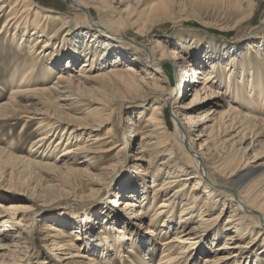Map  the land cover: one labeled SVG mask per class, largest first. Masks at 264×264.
<instances>
[{"label": "rangeland", "instance_id": "obj_1", "mask_svg": "<svg viewBox=\"0 0 264 264\" xmlns=\"http://www.w3.org/2000/svg\"><path fill=\"white\" fill-rule=\"evenodd\" d=\"M34 1L39 8L49 10V15H54V19L46 21L36 9L32 10L33 16L30 18H39L40 29L38 28V30L43 34L42 37H38L36 31V38L35 40L33 39L30 45L34 47V49H30V46L26 44L19 46L21 43L20 37L13 40L14 28L10 29L8 32L0 33V107L9 100L12 86H9L8 83L12 77H15L17 74L15 71L22 67L21 69H25V71L30 70L32 72L29 83L25 84V88L28 87L27 91L22 92L21 95L15 98L16 106L14 110L4 111L0 108V194L6 198L8 203L18 202L29 206V222L34 220L33 226L29 224L24 228V230H26L25 235L27 234L26 236L29 238L26 239V242H21L18 247L10 248V250L0 251V264H60L57 258H66V256L61 255L62 257H60L54 254L57 252L61 254L63 250L52 251L51 245L46 244L44 232L49 225L57 227L59 222L62 221V216L59 215L61 210L80 212V215L90 217L91 223L95 222V229L99 230L101 228V224L96 223L101 220L100 218L103 216L101 212L103 210L105 211L109 208L115 209L112 200L115 199L119 191L120 182L131 175V173L137 175L133 156H135L136 152L139 150V143L142 139V134H138V132L143 122L146 121L145 119L149 117L151 113L150 106L154 100L163 103L169 130L172 132L175 131L173 113L166 100L168 98V93L172 91L174 87H177L180 79L173 62L169 60L161 61L159 66L160 69H158V71H152L153 73L148 76L142 72L140 66L136 65L135 61L137 59L134 61L132 60L133 58H128L123 61L119 60L116 63L111 62V58L116 59V55L115 53H111L112 47H109L106 53H111V55H108V57L102 61H96L91 71L87 72V74L93 76L97 75L98 78L96 81L86 82L85 85L78 88L79 90L73 88L72 99L66 102L67 104L64 103L65 107H63V109L60 108V102L58 98H56L57 93L33 91L34 88L53 85L57 81V76L60 73L65 72L64 74L66 75L69 73L77 75L84 63L87 62V55L85 56L84 53L75 66L76 72L74 70L62 71L59 67L52 73H48V70H46L47 65L54 63L52 56L57 48V41L60 40L64 34L63 32L59 33L58 36L54 35L60 27H64V20H62L61 16L57 18L58 14H62V16L65 17V20L68 22L67 26L75 27L74 31L78 35L87 32L91 34L94 32L87 27H83L82 24H88V22L90 24H96V21H100V23L104 24L107 21V23L113 25L110 29L114 31L117 30L119 33L121 32L126 38L147 45L149 49L160 40L159 42H161L167 52L178 51L186 57L185 60L188 61V70L190 69V74L193 68H200L201 66L206 67L208 70L214 62L213 60L216 57L212 54V45L207 41L214 38L216 43L219 44L222 42L223 51L227 53V55L222 58V62L216 64H223L224 73L221 75L226 73V79L220 75V77L218 76L215 79H210L209 81L212 82L209 84V92H207L208 90L206 92L202 90V84L196 86L195 88H198V90L199 88L201 89V96L202 98H206V100L201 104L190 107L187 112H191L197 117L208 110L212 109V111H214L213 114L210 115V118L213 119L215 117L216 120L206 123H214L211 133L212 141L210 143V146L212 145V157L219 159L223 155L225 156L234 151L236 152L238 161L243 159L241 162H248L250 165L258 164L257 167L259 170L257 174L262 172L264 174V155H255V153H259L263 149L264 136H257L255 132L252 131L253 128L245 130L244 135L241 133L240 128H237L238 125L231 128V122L229 120L230 113L228 111L229 107L226 102L230 94L228 93L229 91H226V87H224L221 82V80L227 81V75L231 69L234 76L238 75L243 68H245L247 71L253 72L255 75L260 74L264 78V0L260 1L259 6L250 16L247 15L248 11L243 5L244 0H136L140 1V5L138 6L133 5L134 0H124L122 4H117L116 2L112 3V5L116 7V10L123 14L133 12L134 10L135 13L132 17L133 20H135V26L147 29L149 25H152L151 31L147 30V33H144V35L137 33V28L135 29V26L123 27L124 25H121L115 20L109 21V17L105 12L100 10L102 5L107 2L106 0H83L90 6V13H87L86 9H76L75 6H71L70 0ZM85 13H87V16ZM90 16L92 19H90ZM164 16H167L168 20L161 19ZM6 20L7 18H3L0 21V30L1 26H3L2 24L6 22ZM99 30H104V28H98L97 31L99 32ZM59 32H61V29ZM47 37L52 39L48 47L46 46L47 42L44 41ZM70 38L71 35H68L67 39L72 40ZM82 38L83 37H80L79 43L77 44V53L83 52L88 46L86 42L87 40L89 41V37ZM119 38L122 37L120 36ZM192 38L196 39L195 41L197 42L194 45L187 46L186 42ZM119 41L120 43H125V39ZM37 42L38 45H36ZM197 43L200 44L199 48L196 47ZM98 44L100 43L98 42L94 48L98 47V50H101L99 52L103 53V45L100 44L99 46ZM34 45H36V47ZM252 45H259V47L254 49ZM129 50L132 52L133 49L130 48ZM216 50L218 51L219 47L216 46ZM229 55L230 57H228ZM129 56L130 55L127 57ZM232 59L238 62L234 64L231 62ZM128 66L134 68V71L131 70L130 72L136 79L144 77L147 82L153 83L154 81L151 78L154 77L158 80L157 84L159 88L152 87V89L149 90L148 86L145 84H140V86H142L141 88H131L127 86V80L126 83H124L119 79L120 77L107 74L111 68L123 74V72L127 71ZM153 68L157 69V67L154 66ZM20 73H22V71L17 74L19 78L24 72L22 74ZM234 78L236 81L240 79L239 77ZM162 85L164 86V90L160 89ZM147 90L153 91L151 93V98L143 100L142 97ZM78 94L79 96L81 95L80 97L82 99ZM195 94V89L189 91L181 102L187 105L191 104L193 99H197ZM212 94L213 96H211ZM104 105L107 106L105 107ZM240 108L242 109V113L264 117V106L262 105L256 104L250 110H246V108L242 107ZM62 111L67 113L65 114ZM220 117H222V120ZM61 120H64V122ZM100 120L105 124H103L99 130L93 131L89 127H81L85 123H90V125L92 123L97 124ZM130 123L134 124L130 125ZM51 126H54L52 127L54 129L52 132L54 135L50 140V143H52L51 147L48 146L49 142H46V140L42 142L43 146L40 145L41 143H36L44 132H47V128ZM134 130L136 132L133 133V136H130L132 134L131 132ZM143 130L144 129H142V131ZM108 132L111 133L110 136H112L114 140L104 144V149L107 150L113 146H117V148L106 151L102 156H98L90 161L87 160L79 166L72 167L64 164V161L61 160L67 156L62 155L64 149L67 147H74L88 140L89 134H101V136L104 134V136H108L110 134H108ZM196 134L197 133H194L193 137H197ZM178 139L179 137L177 138L175 132L171 134L170 142H174L172 144L176 156L182 164L183 162L185 163L187 159L185 154L181 151ZM126 141L130 143L127 148L128 150L124 147ZM113 142H116V144H113ZM153 142H155V139H152V143ZM56 145H58L56 147L57 149L54 150ZM147 147L148 155L153 153L152 149L154 150L155 147ZM39 154L42 156L47 154V158H45L47 160L39 157ZM162 160H159V162ZM44 162H51L55 166H47L43 164ZM147 166L148 162L146 161L143 163V166L140 167L142 172L146 170L145 167ZM68 168L74 169L68 170ZM95 175L98 178L97 184L90 182V179ZM153 176V173L145 174L149 197L154 192L152 188ZM161 177L157 185L163 184V179H165L166 174ZM214 177H216V179L220 178L218 175ZM224 177L226 178V176ZM111 180V184H108ZM196 181L197 180L192 179L188 182L184 187L185 195L183 198H178L176 200L177 206L175 208V216L177 215L179 217L185 204H189L193 201L195 196L199 195L200 198L197 201L196 208H194L196 209L195 213L192 219L186 223V227H188V229L195 226L205 227V224L200 225V222L206 220L204 223H206L208 227L197 230L198 235H196L194 241H198L199 239H201L200 242L202 240L203 242L205 240L211 241L216 235L217 239L215 244L220 246L224 242L229 241L226 240L227 236L224 234H233L235 230V227L230 224L232 221H227L231 214V206L235 204V201L232 202L228 197L217 196V206L214 209H209L207 212H204L205 208L208 207L206 204L208 202L207 194L204 192L205 188L203 186L193 191L195 184H197ZM218 182L221 183L222 181L220 182V180H218ZM246 182L248 181H245V183ZM218 186L219 187L216 186L215 188L219 190L222 189L220 185ZM177 188L178 185H174V187H170L163 192L160 191L157 196V201L162 202ZM224 190L228 191L227 189ZM128 199L129 197L121 201L123 202ZM222 202H226L224 208ZM118 206L116 210L122 217H125V214L127 216V213L123 209L124 205ZM138 209L139 208H136V213ZM256 214L258 215L259 213L256 212ZM64 218L65 220L62 223L63 226L59 227L66 230L67 233H70L72 231L71 222H73V218L71 216ZM146 218L147 216H144V220ZM135 219L138 220L136 224H139V227H146V224H143V220L139 219V215L138 217L135 216ZM177 221L176 219V222ZM146 222H148L147 219ZM123 225L124 222H122L121 225L118 224V226L121 227ZM173 225L175 228H179L177 223L174 222ZM258 226L256 221L253 228L254 232L251 235H254L255 232L260 230ZM260 234L257 235L255 241L251 242L244 251L251 249L252 255H254L256 251L263 252L264 247H262L261 244L263 236L261 237ZM161 235V232L155 235L157 244L164 239ZM173 235L174 234L171 233L168 236ZM247 242H249V240H244L241 236H237L235 241H229V249H221L220 251L214 252L208 247L203 250H195L193 257L197 259L196 256H198L196 264H203L205 257H213L222 251L223 255H225L224 251L227 250L230 252L229 255H231L236 249L235 246L239 244L245 245ZM1 243L2 242H0V244ZM62 245L66 248L65 253H67V244L62 243ZM160 256L161 252L157 251L156 262ZM111 260L109 264L131 263L126 257L120 256H114ZM232 260L233 259H230V262ZM241 261H244L243 263L245 264H251L250 260L247 262L246 258H243ZM65 262L67 261H63L61 264H65Z\"/></svg>", "mask_w": 264, "mask_h": 264}, {"label": "bare ground", "instance_id": "obj_2", "mask_svg": "<svg viewBox=\"0 0 264 264\" xmlns=\"http://www.w3.org/2000/svg\"><path fill=\"white\" fill-rule=\"evenodd\" d=\"M106 1L107 2L102 5L100 10L105 12V14L109 17V21L115 20L121 25H124L123 27L135 26V20H133L132 17V15L135 13L134 10L133 12L123 14L118 12L116 7L112 5V3L115 2L117 4H122L124 0ZM260 1L261 0H244L243 5L248 11L247 15L250 16L252 13H254L260 4ZM70 2L71 6H75L76 9L82 8L86 9L87 13L91 12L89 11L90 6L88 3L84 2L83 0H70ZM133 5H140V1L134 0ZM33 9H36V11H38V13H40L46 21L54 19V15H49V10L39 8L34 0H0V21L3 18H7L6 22H4L2 24L3 26H1L0 33L8 32L10 29L14 28L15 32L13 40H16V38L20 37L21 43L19 46L24 44L30 46L33 39L35 40L36 38V31L38 33V37L43 36V34L40 33V30H38V28L40 29L39 18H30L33 16ZM87 13H85V15ZM60 16L62 17V20H64V27H60L61 32H59V29L54 35L58 36L59 33L63 32L64 34L62 38L57 41V48L55 49L52 56L54 63H50L46 66L48 73H52L54 70H57V67H59L62 71L74 70L76 72L77 70L75 66L77 65L78 61L81 59L84 53L85 56L87 55V62L84 63L77 75H73V73L66 75L64 74L65 72H63L57 76V81L53 85L49 87L44 86L33 89V91H49L50 93H57L56 98H58L60 102V108L63 109V107H65L64 103L72 99L71 97L73 95V88L78 89L85 85L86 82L96 81L98 76L87 74V72L91 71L96 61L104 60L108 57V55L110 56L111 53H115L116 55V59L111 58V62L113 63H116L119 60L123 61L128 58H133L132 60L134 61L137 59L135 61L136 65L140 66L142 72L148 76L153 73L152 71H158V69H160L159 66L161 61L169 60L173 62L180 80L179 82L177 81V87H174L173 90L168 93V98L166 100V102L169 103L173 113L175 131L172 132L169 130L163 103L158 100H154L150 106L151 113L147 119L144 118L146 121L143 122V125L139 128L138 132V134H142V139L139 143V150L136 152V155L133 156L135 165L134 167L137 169V175L131 173V175L120 182L121 185L119 186V191L117 192L115 199L112 200L113 207H115V209L109 208L105 211L103 210L101 212L103 213V216L100 218L101 220L96 223L101 224V228L99 230L95 229V222L91 223L90 217H85L80 215V212L72 210H61L59 212V215L62 216V221H60L61 223L59 222L57 227H52V225H49V227L46 228L44 232L46 244L51 245L52 251L63 250L61 254L60 252H57L54 253L55 255L60 257H62L61 255L66 256V258H57L59 263L61 264L63 261H67L65 264H109L110 260L114 256H120L126 257L129 262H131L130 264H196L198 261V256H196L197 259L193 257L195 250H203L204 248L208 247H210V249H212L214 252L218 250L220 251L221 249H229V241H235L237 236H241V238H244V240H249V242H247L245 245L239 244L238 246H235L237 251L235 249L231 255H229L230 252L227 250L224 251L225 255H223L222 251L213 257H205L203 264H245L243 263L244 261H241L243 258H246L247 262L250 260L251 264H264V250L262 252L263 254L256 251L254 255L251 254V249L244 251L245 248H248V245L251 242L255 241L257 235L260 233H262L260 234L261 237L263 236L261 239V244L262 247H264L263 172L257 174L259 170L257 167L258 164L250 165L248 162H241L243 159L238 161L236 152L234 151L226 154L225 156L223 155L219 159L212 157V145L210 146V143L212 141L211 133L213 131L212 128L214 123H206L216 120L215 117L213 119L210 118V115H212L214 111H212V109L208 110L197 117L193 113L187 112L190 107L201 104L206 100V98H202L201 96V89L199 88L198 90V88H195L196 86L202 84V90H205V92L208 90L207 92H209V84L212 82L209 81L210 79H215L219 75L226 79V73L221 75L224 73V67L222 66L223 64H216L222 62V58L227 55V53L223 51V43H216L214 38H211L209 41H207L212 45V54H214L216 57L213 60L214 62L211 64L210 69L207 70L206 67L201 66L200 68H193L190 74V69L188 70V61L185 60L186 57L178 51L167 52L165 47L161 44V42H159L160 40L156 42V45L149 49L147 48V45L139 43L133 39L126 38L121 32L119 33L117 30H115L117 31L115 32L114 30L110 29L113 27V25L107 23V21L104 24L100 23V21H96L97 23L94 22L96 24H90L89 22L88 24H82L83 27H87L89 30L91 29L94 32L91 34L87 32L78 35L74 31V26H67L68 22L65 20V17L62 16V14H58L57 18H60ZM90 19H92L91 16ZM161 19L168 20L167 16H164ZM101 27H103L104 30H99L98 32V28ZM136 28L137 33L144 35V33H147V30L151 31L152 25H149L147 29L139 26H135V29ZM68 35H71L70 39L72 40L67 39ZM120 36L123 39L119 38ZM80 37H83L82 39L89 37L90 42L87 40L86 43L88 46L85 48V50H83L81 53H77V44L79 43ZM124 39L125 43H120L119 40ZM195 40L196 39L192 38L187 41V46L194 45L197 42ZM44 41L47 42L46 46L48 47L50 45L49 42L52 41V39L47 37ZM98 42L104 47L103 53L99 52L101 50H98V47L94 48ZM100 44L98 45L100 46ZM36 45H38V42ZM36 45L34 46L36 47ZM216 46L219 47L218 51L216 50ZM109 47H112V51L111 53L107 54L106 50ZM196 47L199 48L200 44L197 43ZM258 47L259 45H252V48L254 49ZM130 48L133 49L132 52L129 50ZM30 49H34V47L30 46ZM128 55L130 56L127 57ZM228 57H230V55ZM231 62L236 64L238 61L232 59ZM153 66L157 67V69L153 68ZM21 68L19 70L17 69L15 73L18 74L22 71L24 74L21 75L20 78L16 74L15 77H12L8 83L9 86L12 87L9 100L3 103L0 107L4 111L14 110V107L16 106V96L27 91L28 87L25 88V84L29 83V78L32 72L30 70L25 71V69ZM131 70L134 71V68L132 66H128L127 71L121 74L117 72V70L111 68L107 74L120 77L119 79H121L124 83H126L127 80V86L131 88H141L142 86H140V84H145L148 86L149 90L152 89V87L159 88L157 84L158 80H156L154 77L151 78L154 81L153 83L147 82L144 77H139L136 79L135 76L130 72ZM227 76V81L220 80L223 83V86L226 87V91H229L228 93L230 94L226 102L229 107L228 111L230 113L229 120L231 122V128H234L238 125L237 128H240V131L243 133V135L245 134V130L253 128L252 131H254L257 136H264V117L242 113V109L240 108L242 107L246 108V110H250L256 104L264 106V78L260 74L255 75L253 72L247 71L245 68H243V70L236 76H234L231 69ZM234 77H239L240 79L236 81ZM160 89L164 90V86H160ZM193 89L196 90L195 95L197 99H193L189 105L186 103L183 104L181 102L182 99L188 94L189 91ZM152 92L153 91L147 90L142 99H150ZM213 94L211 96H213ZM104 106L106 107L107 105ZM63 113L66 114L67 112L64 111ZM220 118L222 120V117ZM61 121L64 122V120ZM103 124L105 123L100 120L97 124L92 123L90 125V123H85L81 127H89L91 130L95 131L99 130ZM131 124L134 123H130V125ZM52 127L54 126L48 127L47 132H44V134L36 141V143H41L40 145H42V142L46 140V142H49L48 146L51 147L52 143H50V140L54 135L52 133L54 130ZM142 129L144 130L142 131ZM110 132H108V134ZM134 132L136 131H132L130 136H133ZM174 132L176 133L177 138L179 137L180 139H178V141L181 151L185 154V157L188 161L185 163L183 162V165L176 156V152L172 144L174 142H170V136ZM194 133H197V137H193ZM110 135L111 133L108 136H104V134L102 136L101 134H89L88 140L77 144V146L67 148L65 147L66 149H64L62 155L67 156L61 160L64 161V164L74 167L79 166L81 163H84L87 160L90 161L98 156H102L104 152L117 148V146H113L107 150L104 149V144L110 143L114 140ZM152 139H155V142L152 143ZM113 144H116V142H113ZM129 144L130 143L127 141L125 142V149L128 148ZM57 146L58 145L55 146L54 150L57 149ZM147 146L155 147L154 150L152 149L153 153L148 155ZM263 150L264 146L263 149L259 153H255V155L259 154L263 156ZM39 157L47 160L45 159L47 158V154L43 156L39 154ZM159 160L162 161L159 162ZM146 161L148 162V166L145 167L146 170L142 172L140 167H142L143 163ZM43 164L47 166L53 165L51 162H44ZM72 169L74 168H68V170ZM150 173H153L154 175L152 177V188L154 189V192L149 197L148 187L145 181V174ZM164 174H166V177L163 179V184L157 185V183L160 181V178H162L161 176H164ZM215 175H218L220 178L216 179V177H214ZM224 176H226V178ZM192 179L197 180V184H195L193 191L199 189L200 186L205 188L204 192L207 194L208 202L206 204L208 207L205 208L204 212H207L209 209H214L217 206V196L228 197L232 200V202L235 201V204L231 202L233 205L231 206V214L227 220L228 222L232 221L230 224L235 227V230L233 234H224L227 236L226 240L229 241L224 242L220 246L215 244L217 239L216 235L211 241H206L205 239L204 242L203 240L200 242L201 239L194 241V238H196V235H198L197 230L208 227V225L204 223L206 220L200 222V225L205 224V227L195 226L191 229L186 227V223L192 219L195 213L196 209L194 208H196L197 201L200 198L199 195L195 196L193 201L189 204H185V207L183 208V211L179 217L177 215L175 216V208L177 206L176 200L178 198H183L185 195L184 187ZM218 180L222 182L219 183ZM97 181L98 178L96 175L90 179V182L94 184H97ZM245 181L248 182L245 183ZM111 182L112 180L108 184H111ZM174 185H178V188L175 189L171 195L165 198V200L162 202L157 201V196L160 191L163 192L170 187H174ZM218 185H220L222 189H216L215 187H219ZM224 189H227L228 191ZM127 197H129L128 200L123 202L121 201ZM222 203L224 208L226 206V202ZM118 205H124L123 209L127 213V216L125 214V217H122V215L116 210V207H119ZM29 208V206L23 203H8L6 198L0 194V242H2L0 244V251L10 250V248L18 247L19 243L26 242L28 237L26 236L27 234L25 235L26 230H24V228L29 224L31 226L34 224V220L29 222L28 219ZM136 208H139L137 213ZM256 212L259 214L257 215ZM138 215L139 219L143 220V224H146L145 228H142V226L139 227V224H136V221L138 220L135 219V216L138 217ZM69 216L73 218V222H71L72 231L67 233L66 230L61 229L59 226H63L62 223L65 220L64 217ZM144 216H147L146 219L148 222H146V219L144 220ZM176 219L178 220L177 222ZM256 221L259 225L258 227H260V230L255 232L254 235H251L254 232L253 228ZM122 222H124V225L122 227L118 226V224L121 225ZM174 222L179 225V228L174 227ZM160 232L162 234L161 237L164 239H162V241L158 242L157 244L155 235L160 234ZM171 233L174 235L168 236ZM62 243L67 244V253H65L66 248L64 245H62ZM157 251L161 252V256L156 262ZM230 259L233 260L230 262Z\"/></svg>", "mask_w": 264, "mask_h": 264}]
</instances>
